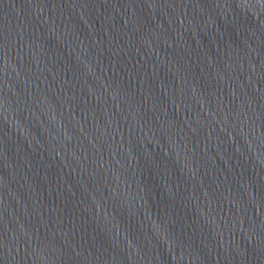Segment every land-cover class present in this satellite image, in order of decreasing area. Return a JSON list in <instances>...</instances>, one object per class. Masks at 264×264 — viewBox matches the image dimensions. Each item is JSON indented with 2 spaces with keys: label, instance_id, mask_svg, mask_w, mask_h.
<instances>
[{
  "label": "water",
  "instance_id": "water-1",
  "mask_svg": "<svg viewBox=\"0 0 264 264\" xmlns=\"http://www.w3.org/2000/svg\"><path fill=\"white\" fill-rule=\"evenodd\" d=\"M0 264H264V0H0Z\"/></svg>",
  "mask_w": 264,
  "mask_h": 264
}]
</instances>
